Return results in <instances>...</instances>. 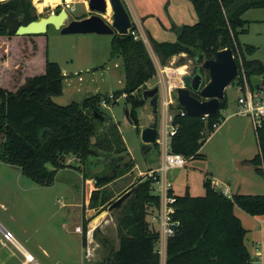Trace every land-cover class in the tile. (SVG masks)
<instances>
[{
	"label": "trees",
	"instance_id": "obj_1",
	"mask_svg": "<svg viewBox=\"0 0 264 264\" xmlns=\"http://www.w3.org/2000/svg\"><path fill=\"white\" fill-rule=\"evenodd\" d=\"M190 1L199 21L192 26L174 27L176 43L153 44L157 53L164 54L161 63L165 66L170 58L185 56L193 60L192 74H195L200 65L214 59L219 51L231 49L240 78L241 61L248 80L264 77V63L249 59L256 48L239 41L240 35L248 33L249 22L243 19L244 14L264 9V0ZM33 11L30 0H12L0 5V18L16 12L27 25L40 18L34 17ZM0 35L8 34L0 28ZM112 57L122 59L124 68L125 85L117 95H126L132 107L130 122L138 125L137 110L145 105V100L139 99L136 93L148 90L147 86L153 87L150 82L156 79L157 69L146 45L135 40L131 33L112 37ZM201 72L205 76L202 69ZM209 82L207 75L205 84ZM63 92L62 69L49 61L41 75L24 77L12 91L0 87V161L20 168L26 178L43 187L52 186L57 172L69 167V157L84 168H101L84 174V178L95 187L89 209L106 210L117 196L116 184L131 176L136 164L118 125L100 111L101 96L60 106L54 98ZM193 96L201 99L197 94ZM227 106L225 98L220 111ZM173 109L174 121L179 125L172 142L173 152L187 160L203 159L200 150L215 132L213 126L221 121L220 111L216 116L201 118L184 114L178 103ZM96 114L104 116L106 123L98 120ZM255 132L259 152L252 159L241 161L239 166L251 167L264 176V123ZM92 139L96 141L95 146L91 144ZM90 151L100 156L93 162L96 166L89 163ZM153 182V178H142L134 187L136 192L118 211L120 245L109 264H160L156 248L159 233L147 221L151 210L161 206L160 197L153 193ZM204 189L203 196H192L189 192L179 196L173 192V219L177 225L174 235L167 240L166 264H254L246 246L247 230L234 211L238 207L252 217L263 216L264 195L228 197L213 188L209 177L204 181Z\"/></svg>",
	"mask_w": 264,
	"mask_h": 264
},
{
	"label": "rangeland",
	"instance_id": "obj_2",
	"mask_svg": "<svg viewBox=\"0 0 264 264\" xmlns=\"http://www.w3.org/2000/svg\"><path fill=\"white\" fill-rule=\"evenodd\" d=\"M30 1L34 7L32 15L37 18L57 14L61 9L67 10L70 15L67 23L91 16L89 0L69 3L63 0L60 5L51 4L52 0ZM112 16L109 5L103 18L110 23ZM248 20V33L240 35L239 41L242 45L256 48L249 59L264 63V9L251 10ZM47 61L57 63L64 75L63 95L54 98L58 105L81 103L86 97L94 95L101 96V100L109 99L111 95L115 97L108 106L100 105V111L118 125L136 164L133 174L116 184L118 193L113 199L115 202L127 191L136 188L142 178H148V173L156 171L161 164V150L155 144L145 145L142 141L143 130L154 122L160 131L161 93L158 95L156 119L150 101H145V105L137 110L138 125L131 124L126 113L129 112L130 117L132 107L124 95H117L125 85L124 68L122 59L112 57V36L62 35L53 26L40 36L0 35V87L12 91L24 77L41 75ZM241 65L243 73L242 61ZM165 66L180 68L177 74L184 73L183 67H187V72L191 74L194 62L185 56H175ZM236 81L225 91L228 106L220 111L221 127L207 138L200 150L204 158L188 159L185 168L168 173L179 194L188 189L193 195L203 196L206 172L212 182L218 179V175L225 183L232 180V185L226 184L235 194L264 195V176L251 167L239 166L241 161L252 159L258 153V143L250 117L236 114L240 110L238 99L241 96ZM150 84L154 85L147 86L148 90L156 87L157 77ZM158 85L162 91V85ZM138 94L139 99H143V91ZM68 165V168L57 172L52 186L43 187L26 178L20 168L0 161V222L12 229L26 248L38 254H35L38 262L43 256L51 264H109L120 245L118 211L112 214L108 208L90 210L89 200L95 187L92 181H85L84 178V174L100 171L101 168H84L72 157L68 158ZM93 166L96 165L93 163ZM220 189H225V186ZM237 215L240 213L237 212ZM99 216L102 219L93 227L94 220ZM244 218V224L252 230L249 248H255L257 244L262 246L264 228L250 215L245 214ZM147 221L153 229L149 216Z\"/></svg>",
	"mask_w": 264,
	"mask_h": 264
},
{
	"label": "water",
	"instance_id": "obj_3",
	"mask_svg": "<svg viewBox=\"0 0 264 264\" xmlns=\"http://www.w3.org/2000/svg\"><path fill=\"white\" fill-rule=\"evenodd\" d=\"M1 1V0H0ZM108 3L113 12L112 23L109 24L103 18L108 12ZM89 11L91 16L81 20H73L69 23V13L61 9L59 13H53L47 17H40L27 25L23 24L22 18L17 13L10 12L0 18V28L7 31L8 36L25 37L40 36L47 33L50 26L55 27L62 35H97V36H127L132 29L131 16L123 3V0H89ZM160 62L164 61V54L159 56ZM208 72L210 82L205 84V76L201 72ZM239 68L233 51L225 49L219 51L215 58L205 61L195 74H187L183 77V87L177 89L178 104L184 109L190 117H212L220 111V104L225 99L226 89L238 78ZM159 88L154 87L151 90L143 92V99L150 101L154 110L155 119L158 109ZM197 94L201 99L193 96ZM129 118V112L126 113ZM95 117L102 123L106 119L101 114ZM157 138V123L154 122L150 127L142 132V141L145 145H154ZM93 146L96 145L95 139H92ZM99 154L90 151L89 163L95 162ZM137 189L127 191L117 199L110 207L109 213L120 211L130 197Z\"/></svg>",
	"mask_w": 264,
	"mask_h": 264
},
{
	"label": "built area",
	"instance_id": "obj_4",
	"mask_svg": "<svg viewBox=\"0 0 264 264\" xmlns=\"http://www.w3.org/2000/svg\"><path fill=\"white\" fill-rule=\"evenodd\" d=\"M109 5L108 3V8ZM67 6L69 7L68 3ZM111 23L112 22L109 24ZM130 33L135 37V40H141L145 45L149 44L148 38L141 31L138 24L132 22ZM183 68H185V72L181 75H177L180 68L175 69L166 66L162 67L157 72L159 81L156 87L159 88L158 84L162 85V91H160L159 88V93H161L160 108L162 110V125L160 126V131L157 128L155 145L161 150V164L156 171L148 173V178L154 179L152 186L153 193L158 195L161 200L160 208L152 210L149 214L150 224L153 230L159 233L158 247L156 248L160 255V264H166L167 240L174 235L177 225V222L173 219V215L175 214V209L173 207L175 203L173 184L168 178V173L174 169H183L187 165V159L183 155L174 153L172 149L173 139L179 131V125L174 121L175 112L173 109L178 103L177 89L184 86L182 79L185 75L189 74L187 72V67ZM236 85L241 92V96L238 99L240 110L236 112V114L249 116L256 131L264 123V77H254L250 81L243 72L241 78L238 75ZM124 96L126 97V95ZM111 100H115L114 95H111L108 100H103L101 103L102 107L108 106ZM184 114H186V112ZM220 127V122L213 126L215 131ZM223 185L224 184L221 182H212L213 188L217 190ZM222 192L226 196L231 197L227 187ZM4 238L7 241H12L14 235L9 231H5Z\"/></svg>",
	"mask_w": 264,
	"mask_h": 264
},
{
	"label": "crops",
	"instance_id": "obj_5",
	"mask_svg": "<svg viewBox=\"0 0 264 264\" xmlns=\"http://www.w3.org/2000/svg\"><path fill=\"white\" fill-rule=\"evenodd\" d=\"M123 3L131 16V21L139 25L141 31L149 40L147 49L153 59L157 72L164 67V65L160 62V54L155 51L153 44H174L177 41V35L173 30L174 27H183L186 25L192 26L199 21L197 12L190 0H123ZM250 11L246 12L243 16V19L248 22V14ZM183 69L185 70V68ZM158 81L159 78H157V83ZM204 174L206 178L209 177V173L204 172ZM218 176L219 177L215 182L223 183L225 189L226 187L228 188L230 196L236 195L231 187L227 186V184L232 185V180H227L226 184L225 182L220 181L222 177L220 175ZM206 178H204V180ZM248 182L252 184L251 181ZM172 184L175 195L182 196L189 192L192 196H196L188 189L185 193L179 194L178 191H176L173 182ZM225 189L219 190L223 191ZM237 212H239L240 215H237ZM234 213L240 218L243 227L247 230L246 246L251 253L254 264H259V261H261V264H264V243H262V246L257 244L255 248H249V237L252 230L244 224L243 220L245 219L244 215L246 213L238 207L235 208ZM250 217L260 223L264 228V215ZM5 231L13 233L14 239L12 241L4 239L3 235ZM35 254L38 255L35 251L26 248L23 240L19 239L12 229L5 227L0 222V264H51L43 256L41 257V261L38 262Z\"/></svg>",
	"mask_w": 264,
	"mask_h": 264
},
{
	"label": "bare ground",
	"instance_id": "obj_6",
	"mask_svg": "<svg viewBox=\"0 0 264 264\" xmlns=\"http://www.w3.org/2000/svg\"><path fill=\"white\" fill-rule=\"evenodd\" d=\"M52 1H53V3L51 2V4H59L60 5L62 3L61 0H52ZM66 1L69 3V2H72L73 0H66ZM181 72H184V71H181ZM181 74H184V73H180V74H177V75H181ZM101 219H102L101 216H99L97 219H95L92 226L96 227Z\"/></svg>",
	"mask_w": 264,
	"mask_h": 264
},
{
	"label": "flooded vegetation",
	"instance_id": "obj_7",
	"mask_svg": "<svg viewBox=\"0 0 264 264\" xmlns=\"http://www.w3.org/2000/svg\"><path fill=\"white\" fill-rule=\"evenodd\" d=\"M9 1H12V0H1L0 1V5H2V4H5V3H7V2H9ZM63 1V0H62ZM10 13V12H9ZM16 13V12H15ZM7 15V14H6ZM18 15V14H17ZM18 17H19V15H18Z\"/></svg>",
	"mask_w": 264,
	"mask_h": 264
}]
</instances>
